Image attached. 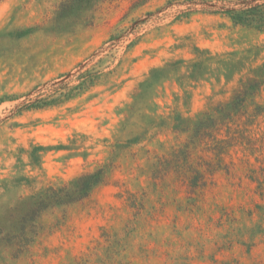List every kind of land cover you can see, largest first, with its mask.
Segmentation results:
<instances>
[{"label":"rangeland","instance_id":"obj_1","mask_svg":"<svg viewBox=\"0 0 264 264\" xmlns=\"http://www.w3.org/2000/svg\"><path fill=\"white\" fill-rule=\"evenodd\" d=\"M61 1L0 0V264H264V85L220 160L201 143L158 171L204 113L264 83V0L241 22L237 0ZM199 157L221 170L189 194ZM98 170L102 185L34 219L10 254L26 204Z\"/></svg>","mask_w":264,"mask_h":264},{"label":"trees","instance_id":"obj_2","mask_svg":"<svg viewBox=\"0 0 264 264\" xmlns=\"http://www.w3.org/2000/svg\"><path fill=\"white\" fill-rule=\"evenodd\" d=\"M74 1H86L87 3H94L99 0H62L60 3V7L66 8L67 5ZM237 1L243 3L242 9H238L236 11L232 10L230 14L236 16L234 18H236L238 22L245 21L250 16L256 15L254 11L251 8L248 9L244 3H248L249 1L256 2L259 0ZM92 83L93 80L91 75L84 74L78 78L75 88L77 90H81L84 89L88 84ZM263 85V82H258L257 80H249L248 82L243 83L241 87L236 92H234L230 101L219 103L212 109L210 113H204L193 126L189 144L185 145L181 149L175 150L172 158L168 160L162 159L160 161L158 171H160V167H162L163 165V170H168L167 168H170L172 166L179 167V164L182 160L190 163L196 148H198L201 143L205 144L203 152L210 153L214 158L220 160V156L225 154L227 149L233 145L232 143L235 140L233 135L236 133L231 132V130L232 126L236 125V121H239L244 114H246L248 118L256 117L260 114L259 112H261L262 109L259 106L254 105L253 98L258 94L259 89ZM51 96L52 93H50V95H47L46 98L40 97L39 99H35L34 101H32L30 106L37 108L39 106L46 105L51 102ZM250 105H254L255 107L250 112H247V107ZM248 120L250 121V119ZM184 123L185 122L180 117H176L174 121V129L179 132L189 131L190 127L188 125H185ZM222 130H225L226 138L217 139L215 136L218 135ZM190 145H192V147ZM198 159L204 161L202 160V157H199ZM209 159L210 161H204L206 166L205 171L199 172L197 171V169L192 170L195 177L191 180L185 177L183 182L184 184H188L187 191L189 194H194L197 190H202L206 187V174L213 176L216 171L221 170V161L213 163L211 161L212 159ZM225 172L226 174H230L229 170ZM261 175L264 179V169H261ZM104 181L105 177L102 171L98 170L94 173H86L80 176L71 184V186H62L58 189H45L43 196L38 197L37 200L26 204V212L20 220L19 231H17L16 233L12 232L3 234L4 237H10L11 239L12 243L8 245V248L11 252L10 254L16 256L27 251L28 245L31 243V240L28 238L26 227L34 222V219L40 218L41 215L48 209L54 207H64L66 209L74 204H82L83 201H85L97 187L104 183ZM260 183L263 184L264 180ZM2 233L3 232L0 231V235ZM19 240L22 243L18 245L17 242Z\"/></svg>","mask_w":264,"mask_h":264}]
</instances>
